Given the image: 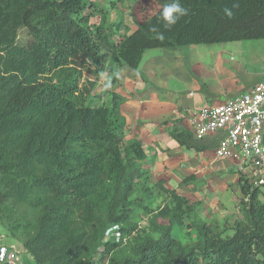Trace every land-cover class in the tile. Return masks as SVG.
Wrapping results in <instances>:
<instances>
[{
	"label": "trees",
	"instance_id": "trees-1",
	"mask_svg": "<svg viewBox=\"0 0 264 264\" xmlns=\"http://www.w3.org/2000/svg\"><path fill=\"white\" fill-rule=\"evenodd\" d=\"M181 4L188 14L171 30L157 23L162 6L114 40L123 23H97L106 12L90 0H0V236L33 264H264V183L240 178L236 220L204 221L200 201L151 180L153 159L123 136L119 64L137 69L148 50L264 39V0ZM103 73L108 103L92 94ZM170 136L204 148L177 127Z\"/></svg>",
	"mask_w": 264,
	"mask_h": 264
},
{
	"label": "crops",
	"instance_id": "crops-1",
	"mask_svg": "<svg viewBox=\"0 0 264 264\" xmlns=\"http://www.w3.org/2000/svg\"><path fill=\"white\" fill-rule=\"evenodd\" d=\"M90 1L106 12L95 18L97 23H123L113 37L118 40L170 0ZM108 75L109 83L112 75ZM115 76L124 139L138 141L145 160L153 159L151 180L162 179L165 187L200 201L196 212L204 221L236 220L243 198L240 178L253 182L251 176L255 173L253 179L258 180V172L239 162L216 158L222 132L201 139V150L180 146L170 133L177 127L195 138L191 123L195 113L242 95L264 80V40L148 50L137 69L119 64ZM106 91L93 94L101 96L99 103L109 102ZM186 178L191 180L185 184Z\"/></svg>",
	"mask_w": 264,
	"mask_h": 264
},
{
	"label": "built area",
	"instance_id": "built-area-1",
	"mask_svg": "<svg viewBox=\"0 0 264 264\" xmlns=\"http://www.w3.org/2000/svg\"><path fill=\"white\" fill-rule=\"evenodd\" d=\"M194 115L191 123L196 139L222 132L215 149L216 158L253 168L261 176L258 180L253 179L254 173L251 176L253 183H264V80L253 84L248 92L219 105L205 106ZM117 231L114 228L105 235L104 242ZM0 261L23 264L18 248L13 245L1 246Z\"/></svg>",
	"mask_w": 264,
	"mask_h": 264
},
{
	"label": "clouds",
	"instance_id": "clouds-1",
	"mask_svg": "<svg viewBox=\"0 0 264 264\" xmlns=\"http://www.w3.org/2000/svg\"><path fill=\"white\" fill-rule=\"evenodd\" d=\"M239 4L234 3L232 8H225L224 14L228 18H232L233 10L238 8ZM188 14V9L184 8L181 4V0H171V2L165 3L162 7V10L158 13L157 23L161 24L165 30H171L181 18ZM149 31L156 33L158 38L163 39V33L159 30L156 25H151ZM104 241V240H103Z\"/></svg>",
	"mask_w": 264,
	"mask_h": 264
},
{
	"label": "rangeland",
	"instance_id": "rangeland-1",
	"mask_svg": "<svg viewBox=\"0 0 264 264\" xmlns=\"http://www.w3.org/2000/svg\"><path fill=\"white\" fill-rule=\"evenodd\" d=\"M113 1H114V0H113ZM95 20L98 21V19H95ZM97 21H96V22H97ZM125 23H126V25L129 26L128 22H125ZM131 32H132L131 29L127 30V31H126V35H127V34H130ZM21 39L23 40L22 37H20V40H21ZM263 40H264V39H263ZM245 41H255V40H245ZM240 42H242V41H240ZM83 73H85V74L82 75V80H83V79H86L87 77L90 78V76L85 72V70H83ZM109 80H110V76H109L107 73H103V74H101L99 80H98V81H95V83L93 84L92 94H95L96 92H100V91L104 90L105 88H107V86H108V81H109ZM105 83H107V84L105 85ZM82 86H83V85H82ZM260 189H261V196H260V198H261V200L264 202V197H263V196H264V185H262V186L260 187ZM159 201L161 202V200H159ZM160 202H158V201H157V202L154 201V202L152 203V207H153V208L158 207V205L160 204ZM139 220H141V219H139ZM232 222H233V220H232ZM139 224H140V225H144L143 221H140ZM0 239H2L0 244L7 245V246L10 244V245H13V246H15V247H17V248L20 246L19 244H17L18 242H16L15 240H13V239L7 234V232H6L5 230H2V231H1ZM98 258H99V256L96 257V260H98ZM21 260H22V262H23L24 264H33V263L30 261L29 257H28L25 253H23V252H22Z\"/></svg>",
	"mask_w": 264,
	"mask_h": 264
}]
</instances>
